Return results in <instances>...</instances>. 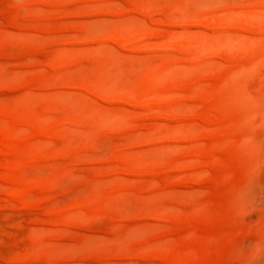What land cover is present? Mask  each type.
<instances>
[{"label":"rangeland","instance_id":"1","mask_svg":"<svg viewBox=\"0 0 264 264\" xmlns=\"http://www.w3.org/2000/svg\"><path fill=\"white\" fill-rule=\"evenodd\" d=\"M263 4L0 0V264H264Z\"/></svg>","mask_w":264,"mask_h":264},{"label":"bare ground","instance_id":"2","mask_svg":"<svg viewBox=\"0 0 264 264\" xmlns=\"http://www.w3.org/2000/svg\"><path fill=\"white\" fill-rule=\"evenodd\" d=\"M263 7H264V4H263ZM261 10L259 11L257 9L254 12H251V11L250 12H242V15L245 14V15L256 17V18H260V16L264 15V10H262V11ZM146 13L150 14L149 11H145V14ZM179 22L184 23L181 21H179ZM205 24L207 27H210L213 29H216L217 27H219V25L214 23V22H206ZM259 26L264 28L263 25H259ZM225 27L226 28L232 27V28L237 29V30H248L250 26H249L248 22L241 20L238 22H231L228 25H226ZM209 44L212 46L213 42H209ZM196 56L199 57V54H195V56H193V59H195ZM255 62H256L255 60L251 59L249 64L254 65ZM172 66H170L169 69H171ZM178 67H179V64H178ZM181 67H183V66H181ZM169 88H171V89L177 88V84L174 82H169ZM93 90L95 92H99L98 87L93 88ZM219 100H220L219 109H220V111L224 117H228L229 115H230V117L236 116L237 118L245 117V116H247L248 111H251L253 108L258 106V101L246 92V90L243 88V86L241 85L240 82H239V84L232 86L230 88L229 92L225 95H222ZM232 114H233V116H232ZM16 118L20 122H24L27 124H33V122L26 120V119H23V117L17 116ZM244 140L247 143H250V141H249L250 139L247 136L245 137Z\"/></svg>","mask_w":264,"mask_h":264}]
</instances>
